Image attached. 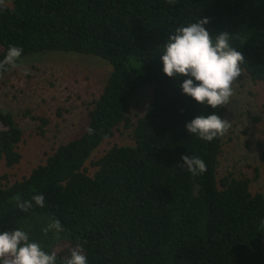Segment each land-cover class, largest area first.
<instances>
[{"label": "trees", "instance_id": "trees-1", "mask_svg": "<svg viewBox=\"0 0 264 264\" xmlns=\"http://www.w3.org/2000/svg\"><path fill=\"white\" fill-rule=\"evenodd\" d=\"M7 1L0 0V59L15 45L23 50L17 65L63 52L99 58L110 72L79 137L19 180L0 175V231L24 230L55 252L58 264L77 246L88 264H264V195L250 190L257 175L218 179L224 134L208 142L185 128L212 111L224 119V106L213 110L182 94L185 77L166 76L159 56L177 27L207 17L210 35L230 33L241 70L264 83V0ZM146 85L151 99L133 126V144L111 146L91 161L90 175L92 152L120 126L131 127L129 103ZM21 136L13 114L1 108L7 168L21 159ZM184 155L201 158L206 171L180 167ZM41 193L44 207H16L17 198ZM53 220L63 231H45Z\"/></svg>", "mask_w": 264, "mask_h": 264}, {"label": "rangeland", "instance_id": "rangeland-1", "mask_svg": "<svg viewBox=\"0 0 264 264\" xmlns=\"http://www.w3.org/2000/svg\"><path fill=\"white\" fill-rule=\"evenodd\" d=\"M109 72L110 66L93 56L43 52L27 56L0 76V109L13 114L22 132L19 163L7 168L0 160V175L6 174L7 182L26 176L59 144L84 132L87 113ZM232 89V96L223 105L229 127L222 139L217 178L227 173L249 178L256 174L250 190L264 195V83L253 82L241 70ZM137 92L129 103L131 127L120 126L112 138L92 152L86 162L90 175L94 172L91 161L111 146L133 144V126L151 99L152 86H143Z\"/></svg>", "mask_w": 264, "mask_h": 264}, {"label": "clouds", "instance_id": "clouds-1", "mask_svg": "<svg viewBox=\"0 0 264 264\" xmlns=\"http://www.w3.org/2000/svg\"><path fill=\"white\" fill-rule=\"evenodd\" d=\"M208 23V18L204 17L177 27L162 45L159 56L166 76L173 79L185 77L179 84L182 94L214 110L226 104L232 96V84L241 75L243 56L230 43V33L221 31L210 35L205 27ZM22 51V48L10 45L0 59V71L15 68ZM27 74L25 69L24 75ZM228 127L229 122L215 111L196 115L185 124L190 135L208 142L223 135ZM181 159L180 167H185L192 175L206 171L205 162L197 156L184 155ZM33 202L44 207L43 194H34L31 200L17 198L16 207L28 211ZM49 229L63 231L58 220H53L45 231ZM0 264H58V257L55 252L46 251L40 243L31 240L24 230L14 228L0 231ZM59 264H88V260L77 246L67 258H60Z\"/></svg>", "mask_w": 264, "mask_h": 264}]
</instances>
